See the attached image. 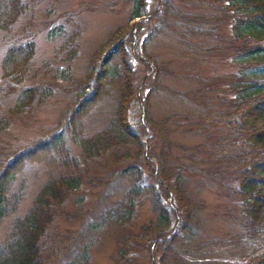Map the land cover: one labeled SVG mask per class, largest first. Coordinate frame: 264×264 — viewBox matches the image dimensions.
Instances as JSON below:
<instances>
[{
  "label": "trees",
  "instance_id": "1",
  "mask_svg": "<svg viewBox=\"0 0 264 264\" xmlns=\"http://www.w3.org/2000/svg\"><path fill=\"white\" fill-rule=\"evenodd\" d=\"M128 1L132 10L127 21L110 29L88 71L75 85L71 94L75 106L64 125L59 123L21 150L0 158V223L11 217L0 238V264H90L94 244L135 214L146 195L157 220L141 226L137 233H119L112 264H139L136 258L144 250L149 252V264H264V80L253 79L244 84L246 87L239 86L235 96L203 98L204 109L171 113L158 121L148 112L154 95L165 90L187 97L191 92L165 85L160 77L162 67L154 58L141 57L146 68L154 72L144 77L138 76L132 60V56L140 58L138 42L148 56L144 43L169 31L177 34L193 57L219 51L230 58H264V0H158L151 11L146 9L148 0ZM32 6V0H0V28L11 33L19 17ZM227 22L231 38L219 32ZM72 25L69 30L61 23L49 25L46 32L50 38H61L58 48L65 49L68 59L76 54L78 31ZM10 33L0 65L7 91L15 92L14 107L5 112L13 118L26 109L31 113L35 101L44 99L51 88L42 82L26 85L35 65L34 34ZM193 94L194 99L202 98L204 92L198 89ZM104 98L113 102L105 118L107 125L84 141L95 162L105 168L111 165L107 187L97 192L96 207L102 198L120 189L126 191L125 201L115 200L117 206L103 211H89L81 204L70 210L68 205L80 188L81 177L61 173L48 176L26 211L19 213L26 195L22 180L26 167L39 164L57 169L63 160L60 157L68 155L64 145L67 132L76 133L72 127L78 124L82 127L76 117L88 116L89 108ZM215 99L220 107L213 106ZM138 101L144 114L135 125L131 109ZM8 120L0 119V133L7 130ZM190 122L202 125L199 130L210 140L187 145L173 142L171 125ZM139 128L148 134L145 139ZM72 164L76 166L73 160ZM18 174L21 179L14 189L12 183ZM198 175L219 183L233 201L227 214L240 224L244 253L239 260L195 256L196 248L206 246L201 244L204 203L188 186V177ZM94 179L99 182V178ZM123 181L125 187L119 188ZM76 201L81 203L83 197L79 195ZM58 215L77 219V227L65 232L53 230Z\"/></svg>",
  "mask_w": 264,
  "mask_h": 264
},
{
  "label": "rangeland",
  "instance_id": "2",
  "mask_svg": "<svg viewBox=\"0 0 264 264\" xmlns=\"http://www.w3.org/2000/svg\"><path fill=\"white\" fill-rule=\"evenodd\" d=\"M157 1L148 0L146 9L153 10ZM32 3V8L19 17L11 33L31 32L34 34L37 43L35 65L28 75L26 85L32 86L42 82L43 86H50L51 92L45 95L44 99L35 101L31 113L26 109L11 118L5 112L9 107H14L15 92L12 91V94L7 91L8 86L1 77L0 65V119L2 117L9 119L7 130L0 133V158L5 157V154L21 150L28 141L42 136L48 129L58 126L59 123L60 126L64 125L65 118L75 106V97L71 95L75 85L88 71L91 58L97 52L99 45L106 39L110 29L125 23L132 10V2L128 0H32ZM68 14L70 17L66 19ZM59 23L68 30L74 23V28L78 31L74 39L75 45L77 43V46L74 45L76 54L70 59L66 57L65 49L58 48L61 38H50L46 34L49 27ZM229 26L227 22L222 24L219 29V32L224 33L227 38H231ZM8 33L10 32L0 28V61L6 47V40L9 38ZM176 37L175 32L169 31L168 34L159 35L144 43L148 56L144 54L142 45L138 42L136 52L140 58L132 56L139 77L154 74L140 60L141 57L150 56L155 59L156 65L162 67L160 77L165 85L175 90L191 92L187 97L175 96L165 90L154 95L148 112L158 121L171 113H186L195 110V108L204 109L202 103L206 100L203 98L221 99L222 96H235L238 94L239 86L246 87L244 84L249 85L253 79L255 81L264 80V58H230L219 51L206 56L193 57ZM88 89L89 87H86L85 91ZM198 89L202 90L204 95L202 98L198 96H195V99L192 98L193 93ZM212 102L215 108L221 106V103L216 99ZM112 105L113 102L111 104L108 99L104 98L102 102H96L89 108L88 116L76 117L82 127H79L80 124L74 125L72 130H76V133L71 130L67 132L69 134L64 145L68 155L60 157L63 160H59L60 166L57 169L39 164L26 167V177L22 179L26 184L24 189L26 195L20 203L19 213L26 211L33 196L48 176H57L61 173L65 176L79 175L81 177L80 188L73 192L69 202L68 209L70 210L77 209L81 204L83 209H89V211L94 209L103 211L107 207H114L117 206V203L125 201L126 191L120 189L114 191L111 196L102 198L101 205L96 207L99 202L97 192L107 187V181H105L108 179L109 170L107 168H111V165L107 164V168H105L95 162L87 153L84 145V141L88 137H92L99 129L107 125L105 118L113 109ZM141 109L142 104L139 101L132 105L131 114L135 125H137V120H143L144 113ZM171 127L170 136L177 145L210 140L206 133L199 130L202 125L197 123L172 124ZM66 129L68 131V128ZM138 131L143 135V139L147 137L148 134L143 133V128H139ZM131 149L137 151L135 147ZM176 150L181 151L179 146H176ZM180 156L185 159L184 154ZM64 160L69 166L65 164ZM72 160L76 166L71 165ZM96 177L99 178V182L94 179ZM20 179L21 175L18 174L12 183V188H16ZM91 180L93 183L89 182ZM125 184L126 182L123 181L118 186L124 188ZM188 186L193 194L204 203L201 244L206 246L200 249L196 248L195 256L219 260L242 258L244 251L239 236L240 224L227 214L233 201L225 189L216 181L200 175L188 177ZM79 195L83 197L81 203L76 201ZM10 219L11 217H5L0 223V238L3 237ZM156 220L157 216L149 197L142 196L135 214L129 216V219L122 225H116L117 228L114 226L111 233L102 235L94 244L90 264H112L118 234L127 231L137 233L141 226ZM77 224L78 220L75 218L67 219L58 215L52 229L65 232L68 228L74 229ZM136 259L139 264H149V252L142 251Z\"/></svg>",
  "mask_w": 264,
  "mask_h": 264
}]
</instances>
